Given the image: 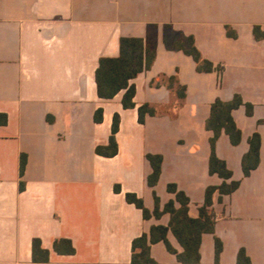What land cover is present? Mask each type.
Masks as SVG:
<instances>
[{
    "label": "crops",
    "instance_id": "0c3cea01",
    "mask_svg": "<svg viewBox=\"0 0 264 264\" xmlns=\"http://www.w3.org/2000/svg\"><path fill=\"white\" fill-rule=\"evenodd\" d=\"M256 26L264 31V0H0V114L7 116L0 126V264H41L33 262L35 238L50 251L43 264H131L133 240L168 226L170 215L145 220L129 193L153 211L155 195L162 209L177 204L168 190L176 185L197 218L207 188L223 183L209 172L211 105L235 95L253 111H232L241 142L233 145L223 133L216 153L240 186L221 200L214 195L215 231L202 236L201 264H238L241 250L251 264H264V39H255ZM121 37L142 38L157 51L152 68L131 81L133 109L122 105L125 91L101 99L95 79L100 58L119 55ZM189 37L213 63L211 72H198L175 48L187 47ZM164 76L186 86L183 102L165 84L154 85ZM143 104L157 114L142 124ZM99 108L103 120L96 123ZM115 114L118 154L104 157L96 147L108 144ZM255 132L260 164L245 177L242 160ZM147 154L163 158L153 188ZM58 238L72 240L76 253L57 254ZM167 238L182 251L171 232ZM151 255L156 264H179L163 242Z\"/></svg>",
    "mask_w": 264,
    "mask_h": 264
},
{
    "label": "trees",
    "instance_id": "16d2710c",
    "mask_svg": "<svg viewBox=\"0 0 264 264\" xmlns=\"http://www.w3.org/2000/svg\"><path fill=\"white\" fill-rule=\"evenodd\" d=\"M228 35L236 38V32L228 28ZM254 36L256 40L264 39V31L261 27L254 28ZM188 46L183 43L177 44L176 49L183 50L187 55L191 56L197 64L198 72H211L213 63L203 58L199 49L195 46L193 37L187 39ZM120 53L117 57H102L99 60V66L96 70L95 79L97 84L98 96L104 100H111L117 94L125 91L122 105L124 109H133L136 107L134 97L136 95V87L131 83L133 79L141 73L150 70L155 62L157 51L156 47L149 44L142 38L137 37H121ZM165 84L167 88L175 92L180 102L186 99V86L180 84L176 76L161 77L154 85L160 86ZM245 105L248 115L252 114L253 106L245 104L241 96L235 95L232 101L225 102L217 100L211 105L210 116L206 123V128L212 133L210 137V158L209 172L211 175H218L223 179L220 186H210L206 190L204 204L199 207V215L197 218L190 216V199L183 192L177 189L176 185L170 184L168 190L176 194V203L170 201L162 209L160 200L155 195V209L150 211L144 205L142 199L135 194H127L126 200L130 204H134L141 209L145 220L151 218L160 219L164 214L170 215L168 226L154 225L149 233H143L135 238L132 243L131 264H156L151 255V249L154 244L163 242L168 251L176 254L179 264H201V243L202 236L206 233H214L215 231V211L213 209L214 195L219 193V200L223 196L231 195L239 186L240 181L232 180V171L228 168L226 162L220 159L216 153V143L219 137L225 133L229 136L233 145H238L242 139V131L235 122L232 111ZM104 110L99 108L95 113V122L101 123L103 120ZM139 122L145 123L147 115L155 116L157 109L150 104H143L138 108ZM120 115L115 114L112 125V133L107 145L96 147V153L104 157H114L118 154V142L116 135L120 129ZM7 124V116L0 114V126ZM249 151L244 155L242 160V169L245 177L256 169L260 164L261 136L255 132L249 138ZM147 160L152 167V173L147 178V184L151 188L155 187L159 181L162 172L163 158L161 155L147 154ZM27 163V157L21 156L20 174L24 175ZM25 185L20 183V190H24ZM116 192H120L119 185L115 187ZM171 232L182 247V251H178L168 241V233ZM54 251L59 255H74L76 248L72 240L68 238H58L54 241ZM222 250V243L216 239V262ZM33 262L48 263L50 261V251L43 248L42 241L35 238L32 242ZM238 264H251L250 259L246 257L244 250L238 255Z\"/></svg>",
    "mask_w": 264,
    "mask_h": 264
}]
</instances>
